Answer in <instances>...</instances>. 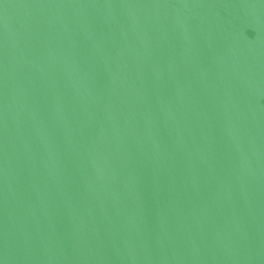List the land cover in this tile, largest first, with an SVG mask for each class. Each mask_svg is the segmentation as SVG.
<instances>
[{"label":"water","instance_id":"95a60500","mask_svg":"<svg viewBox=\"0 0 264 264\" xmlns=\"http://www.w3.org/2000/svg\"><path fill=\"white\" fill-rule=\"evenodd\" d=\"M0 264H264V0H0Z\"/></svg>","mask_w":264,"mask_h":264}]
</instances>
